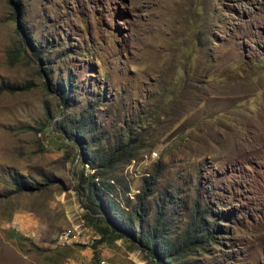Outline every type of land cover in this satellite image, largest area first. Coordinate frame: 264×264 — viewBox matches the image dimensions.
Returning a JSON list of instances; mask_svg holds the SVG:
<instances>
[{
  "label": "rangeland",
  "instance_id": "obj_1",
  "mask_svg": "<svg viewBox=\"0 0 264 264\" xmlns=\"http://www.w3.org/2000/svg\"><path fill=\"white\" fill-rule=\"evenodd\" d=\"M92 174L127 214L155 184L180 262L264 264V0H0V264H152L102 241ZM191 202L221 231L188 250Z\"/></svg>",
  "mask_w": 264,
  "mask_h": 264
},
{
  "label": "trees",
  "instance_id": "obj_2",
  "mask_svg": "<svg viewBox=\"0 0 264 264\" xmlns=\"http://www.w3.org/2000/svg\"><path fill=\"white\" fill-rule=\"evenodd\" d=\"M38 54L35 55L39 58L40 54ZM55 83L58 87H60L58 90L60 91V96L63 101H67L70 92H72L69 80H66L63 84H59L58 81ZM82 118L83 123H77L76 121H74V123L70 122L64 130L71 134L70 138L72 141H80L86 133L84 128L86 122L83 115ZM73 131H75L77 135H75ZM92 151L96 152L95 149ZM124 153L125 151L123 150V147L117 144L114 146V150L111 154L119 155L118 158H120V156L125 155ZM113 155H110L111 158ZM122 158L123 157L120 159ZM87 163L89 164L90 162ZM98 167L104 168L102 173L107 174L112 168V165L108 164V162H103V164ZM99 178V175L92 174L88 180H84L83 182H85L84 187L88 195L91 196L88 200V209L102 215V218H97L93 223L96 231L101 235L103 239L102 241L110 240L113 242L119 239L130 240L131 242L136 243L141 250L146 251L150 255L152 264H189L187 262H180L178 257H172L171 251L173 245L169 240H167L166 235L163 232V228H159V218L157 220L154 219L152 221V225L146 224L145 222V219L149 214V207L145 204L147 198L146 196L143 197V195L150 191L151 187L155 186V184L151 183L149 179H145V184L142 190H140V192L135 196L137 199L138 210L131 212V214H127L124 211L119 210L118 205L116 204L118 195L112 183L109 181L106 182L102 178L100 182H96L95 180H99ZM82 179L83 178L81 176L80 181H82ZM13 183L14 186L20 190L29 191L32 189L31 183L24 182L20 175L14 177ZM102 196H105L107 200L106 205L101 202ZM114 196H116V198H114ZM191 205V210L188 208L189 222L185 230L182 232V240L188 250L190 249V246L196 248L203 242L213 241L215 239L214 235L221 231L220 227H216V225H212V227H202L204 220L210 216L211 212H208L206 209L201 212L200 206L197 202H191ZM90 221L93 222L92 219H90ZM95 258L96 255L93 254V260Z\"/></svg>",
  "mask_w": 264,
  "mask_h": 264
},
{
  "label": "built area",
  "instance_id": "obj_3",
  "mask_svg": "<svg viewBox=\"0 0 264 264\" xmlns=\"http://www.w3.org/2000/svg\"><path fill=\"white\" fill-rule=\"evenodd\" d=\"M64 235H66V234H64ZM69 235H70V236H69L70 238H72L73 236H75V235L72 233V231L69 232ZM62 236H63V235L60 236V240H61Z\"/></svg>",
  "mask_w": 264,
  "mask_h": 264
},
{
  "label": "crops",
  "instance_id": "obj_4",
  "mask_svg": "<svg viewBox=\"0 0 264 264\" xmlns=\"http://www.w3.org/2000/svg\"><path fill=\"white\" fill-rule=\"evenodd\" d=\"M69 259V258H68Z\"/></svg>",
  "mask_w": 264,
  "mask_h": 264
}]
</instances>
